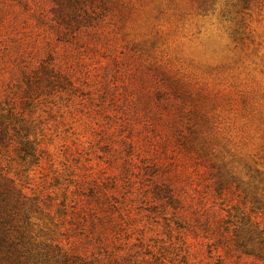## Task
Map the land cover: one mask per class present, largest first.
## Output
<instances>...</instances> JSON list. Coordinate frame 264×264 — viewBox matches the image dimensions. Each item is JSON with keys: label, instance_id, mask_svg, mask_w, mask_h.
Segmentation results:
<instances>
[{"label": "rangeland", "instance_id": "rangeland-1", "mask_svg": "<svg viewBox=\"0 0 264 264\" xmlns=\"http://www.w3.org/2000/svg\"><path fill=\"white\" fill-rule=\"evenodd\" d=\"M0 169L28 264H264V0H0Z\"/></svg>", "mask_w": 264, "mask_h": 264}, {"label": "trees", "instance_id": "trees-1", "mask_svg": "<svg viewBox=\"0 0 264 264\" xmlns=\"http://www.w3.org/2000/svg\"><path fill=\"white\" fill-rule=\"evenodd\" d=\"M24 198L15 180L0 169V264L30 262V217L27 209H23ZM18 207L23 214L20 225Z\"/></svg>", "mask_w": 264, "mask_h": 264}]
</instances>
